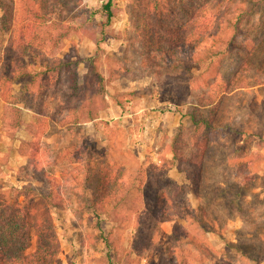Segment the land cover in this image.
I'll return each mask as SVG.
<instances>
[{
    "label": "rangeland",
    "instance_id": "rangeland-1",
    "mask_svg": "<svg viewBox=\"0 0 264 264\" xmlns=\"http://www.w3.org/2000/svg\"><path fill=\"white\" fill-rule=\"evenodd\" d=\"M108 1L60 4L51 14L45 0H0V77L9 64L28 73L0 87V200L54 194V264H264V0L195 2L204 36L188 45L174 44L168 28L186 21L188 33L195 21L174 5L173 19L160 20L153 0H111L102 35ZM219 9L234 16L224 41L207 31L216 34ZM57 21L76 27L60 42ZM25 23L30 37L8 30ZM92 56L106 78V106L86 89L87 98L70 105H88L96 119L56 124L72 121L55 105L60 97L67 103L73 73L58 79L56 69L34 70L73 61L85 78ZM26 89L27 106L18 101ZM138 100L148 102L146 111H135ZM210 113L215 127L196 129L194 121ZM105 169L124 176V200L97 204ZM160 197L173 219L155 217ZM29 235L28 254L37 240L33 228Z\"/></svg>",
    "mask_w": 264,
    "mask_h": 264
},
{
    "label": "trees",
    "instance_id": "trees-1",
    "mask_svg": "<svg viewBox=\"0 0 264 264\" xmlns=\"http://www.w3.org/2000/svg\"><path fill=\"white\" fill-rule=\"evenodd\" d=\"M199 1L203 0H153L154 7L159 11V13L157 12V16L160 18V20L171 19L173 17L172 9L174 5L176 9L182 11L181 18L187 16L191 20L195 21V24H193L190 29L191 31H189L188 33H186L185 31V27L188 24V22L186 21H181L176 24L174 23L173 26L168 28V37L174 44L188 45V40L193 43V41L196 40H193L194 37L197 38L201 35L204 36L202 30L203 26L201 27V25L196 24L197 21H199L197 13L200 14V12L202 11V7L194 6V3ZM71 3H73L72 8L75 7L74 9H77L79 7L80 0H45L43 4L45 5V9L48 11L50 10L49 13L52 14L54 10L57 9L55 8L56 6L61 4L62 6L68 7ZM189 4H191L193 8H188ZM111 6L112 2L111 0H109L105 4L103 10H101L106 14L107 17L106 21L102 25V35L105 33V28L111 23L113 17ZM229 7H232V5H230ZM231 11L232 10L229 9L218 10L217 15L219 16V18L217 20L220 25L216 27V34L210 29H207V31H209V38H213L215 36L217 40L224 41V37L226 35L225 29L229 27L226 26L225 23H232L234 17L233 14H231ZM38 12H35L37 17H41V19H45L51 22L55 21L51 20L46 13L39 14ZM54 24L60 29V32L57 33L56 37L54 38L55 40H59V42L63 37L68 38L71 30H75L76 28L75 26H71L70 23L67 22L57 21ZM23 25L24 26H19V28H17L16 25L11 26V28L9 26L8 30L12 31L14 34L18 31L21 32L22 30L25 32V37L28 35L30 37L31 34L28 33L31 29L30 24L25 23ZM51 26L54 27V25ZM232 29H236V24L233 25ZM11 35L13 34L11 33ZM37 36H39V34H35V37ZM232 39L233 36L229 38L227 44L231 43ZM38 40L43 42L45 39L41 37ZM195 45L197 46L196 43ZM27 47L28 45L25 46V48ZM205 50L200 52V54H208L207 52L204 53ZM88 60L90 61V68L88 72L89 74H86L85 78H80L76 73L75 69L77 67V63L73 61H61L59 59L50 60L49 62L40 63V68H43L42 70H34L33 73L38 76L43 74L49 75L56 69V74L58 75V77L56 78L58 79H61L59 76H61L64 72L73 73L69 76V86L71 90H66L67 92H63V95H66L67 103H63L65 99L60 97V101L62 100V102L59 101V103L55 105H60L58 107L60 108L58 109V112H60V110L64 108L65 111H68L70 114H72L73 118L72 121H69L67 119L59 120L58 118H55L57 119L56 124L58 123L61 125H65L68 123L73 126L84 122H91L96 119L95 110L91 107L86 109L88 105H85L81 108L76 105H70L73 103L75 97L86 99V89H90L91 92H94V96H98L99 94L101 100L104 103L106 102L104 98L106 91V78L99 70V65L96 61L97 56H92L88 58ZM6 67L7 68L5 70H2V76L0 77V87L5 86L6 82H14L19 77L21 78L28 74L27 72H19L18 70H16L14 64H9ZM44 77L48 78V76H41V78ZM90 80H92L91 85H89ZM27 93H32V90L28 91V89H26L23 92V97L21 99H18V101L23 102L25 106H27V95H29ZM94 102V100L90 101V105ZM85 110L87 111L86 116H84ZM210 111L212 113H215V111L213 110ZM194 123H197L195 127L196 129L200 127V124L204 127V129L207 128V130L215 127L211 113L210 116H201L200 118L196 119ZM201 143L203 144L204 142ZM200 147H202V150L200 151L201 157L199 156V158H202L204 160L207 153V147L203 148L205 147V143ZM123 177L124 176L122 175V173L113 174L110 170H104V177L101 180V186H99L98 188L97 204L103 205L104 202H113L114 200L120 202L125 199L124 196L122 198H119V192L124 187L121 183ZM25 189L28 190V188ZM128 189L130 188L125 186V190ZM140 189L141 187H137V190L141 191ZM43 198H46V201H43L40 198L29 201V196L26 193L25 198L22 201H20L18 197L14 199L7 197L4 200H0V264H54L56 262H59V242L57 239V233L51 222L52 217L50 212V206L56 204L57 201L52 192H49ZM119 199L121 200L119 201ZM170 208V202L163 197H160L159 205L157 206V208H155V217L162 218L163 220L173 219L174 214L172 213ZM134 209L135 211H138V208L135 207ZM30 228H33L35 230L37 240L36 249L34 250V252L28 254L25 252V250L29 247L31 242V236L29 235ZM175 228L178 229V226H175ZM182 233L184 235H187V232L185 230H182Z\"/></svg>",
    "mask_w": 264,
    "mask_h": 264
},
{
    "label": "crops",
    "instance_id": "crops-1",
    "mask_svg": "<svg viewBox=\"0 0 264 264\" xmlns=\"http://www.w3.org/2000/svg\"><path fill=\"white\" fill-rule=\"evenodd\" d=\"M144 102H141L140 100H138V106L135 108V111H146L147 107H148V102H145V100H143ZM129 108V106L127 107ZM128 111H126L125 114H127ZM127 116V115H126ZM176 169V167H174Z\"/></svg>",
    "mask_w": 264,
    "mask_h": 264
}]
</instances>
